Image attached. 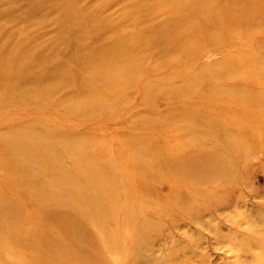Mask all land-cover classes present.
I'll use <instances>...</instances> for the list:
<instances>
[{
    "label": "rangeland",
    "instance_id": "374dc122",
    "mask_svg": "<svg viewBox=\"0 0 264 264\" xmlns=\"http://www.w3.org/2000/svg\"><path fill=\"white\" fill-rule=\"evenodd\" d=\"M142 1L0 0V264H264V18Z\"/></svg>",
    "mask_w": 264,
    "mask_h": 264
},
{
    "label": "bare ground",
    "instance_id": "6f19581e",
    "mask_svg": "<svg viewBox=\"0 0 264 264\" xmlns=\"http://www.w3.org/2000/svg\"><path fill=\"white\" fill-rule=\"evenodd\" d=\"M256 1L262 3V7H264V0H170L169 4L171 5V9L169 10L165 8L166 5L163 0V6L159 5L156 11L151 4L150 8H152V11H149V7H146L147 9L145 10V13L148 15L147 22H158L151 27L153 28L151 40H155L156 36L163 37V35H161L162 33L164 34V38H170L176 41L181 40L178 31L182 28L186 30L190 26L189 21L193 20L197 23H192L194 30L195 28L199 30V28L202 27V29H204L203 31L208 32L212 27L214 28L213 19L215 16L221 19L220 22L225 24L229 22L228 20L236 13L247 8H251L253 11L252 15L254 19L262 21L264 18V12L262 11L263 8L258 7ZM142 2H145V0ZM154 3H158V1H154ZM208 15L213 18L209 22L205 18L208 17ZM198 23L200 25H198ZM206 24L208 25L206 26ZM201 177L205 178V175ZM199 183L200 181L198 184ZM201 184L203 183H200L199 185Z\"/></svg>",
    "mask_w": 264,
    "mask_h": 264
}]
</instances>
